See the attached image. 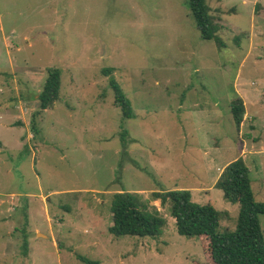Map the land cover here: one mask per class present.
Listing matches in <instances>:
<instances>
[{"label":"rangeland","instance_id":"rangeland-1","mask_svg":"<svg viewBox=\"0 0 264 264\" xmlns=\"http://www.w3.org/2000/svg\"><path fill=\"white\" fill-rule=\"evenodd\" d=\"M207 2L224 47L200 38L188 0H0V264H209L152 192L188 189L233 230L216 182L238 157L264 202V0ZM47 68L59 98L39 111ZM116 191L147 200L159 236L109 233Z\"/></svg>","mask_w":264,"mask_h":264},{"label":"trees","instance_id":"trees-1","mask_svg":"<svg viewBox=\"0 0 264 264\" xmlns=\"http://www.w3.org/2000/svg\"><path fill=\"white\" fill-rule=\"evenodd\" d=\"M208 0H188V6L204 40H214L218 47L225 43L218 35L220 25L210 13ZM114 68H104L109 87L113 91V104L125 119L134 116L130 98L113 76ZM41 90L38 93L40 110L52 108L59 98L61 73L57 68H47ZM240 97L230 102V113L236 126L244 115ZM216 186L228 201L238 205L239 211L233 230L219 231L221 213L210 202L199 204L191 199L188 189H169L152 192L153 200L166 205L174 219L177 233L195 237L201 243L209 264H264V235L259 216L264 214V202L256 201L250 186L249 169L242 158L227 163L219 175ZM149 203L137 192L116 191L110 198L112 224L109 233L115 237L136 235L156 238L160 234L163 219L157 211L149 212ZM27 241L24 240L26 247ZM26 251V249H25ZM84 264H98L97 260L77 255Z\"/></svg>","mask_w":264,"mask_h":264},{"label":"crops","instance_id":"crops-1","mask_svg":"<svg viewBox=\"0 0 264 264\" xmlns=\"http://www.w3.org/2000/svg\"><path fill=\"white\" fill-rule=\"evenodd\" d=\"M242 153V152H241Z\"/></svg>","mask_w":264,"mask_h":264}]
</instances>
